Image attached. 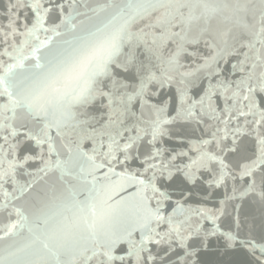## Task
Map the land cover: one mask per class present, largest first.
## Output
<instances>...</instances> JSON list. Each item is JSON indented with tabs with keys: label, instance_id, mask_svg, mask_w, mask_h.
I'll use <instances>...</instances> for the list:
<instances>
[{
	"label": "snow or ice",
	"instance_id": "6c2138e0",
	"mask_svg": "<svg viewBox=\"0 0 264 264\" xmlns=\"http://www.w3.org/2000/svg\"><path fill=\"white\" fill-rule=\"evenodd\" d=\"M0 264H264V0H0Z\"/></svg>",
	"mask_w": 264,
	"mask_h": 264
}]
</instances>
